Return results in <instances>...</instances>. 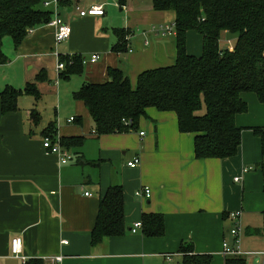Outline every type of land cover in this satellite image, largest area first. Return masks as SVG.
I'll list each match as a JSON object with an SVG mask.
<instances>
[{
	"label": "crops",
	"instance_id": "crops-1",
	"mask_svg": "<svg viewBox=\"0 0 264 264\" xmlns=\"http://www.w3.org/2000/svg\"><path fill=\"white\" fill-rule=\"evenodd\" d=\"M114 1L58 0L56 12L72 29L69 38L56 43L53 27L37 26L18 46V55L36 59L39 65L35 74L47 79L49 68L43 57L52 58V63L54 59L53 71L59 76L57 55H79L86 58L84 64L91 54H98L97 61L88 63L90 69L84 72L82 68L80 74H73L84 73V81L72 93L84 83L105 82L111 67L120 68L134 85L141 71L173 63V36L151 39V34L146 38L142 33L151 24L167 22L168 12L131 7L128 10H134L136 26L131 20L127 23L123 15L124 26L119 27L114 24ZM93 4H102L103 14H79V10ZM48 7L53 16L55 8ZM115 29H131V34L125 36L126 52L113 50L118 42ZM194 32H187L186 48L189 49V39L194 38V51L199 54L202 36ZM224 39L223 47H233L234 37L224 33ZM53 86L57 92L59 78ZM247 94H242L249 103L247 112L235 116L237 126L243 127L239 152L223 159L195 158L192 133L178 130L174 113L153 108L148 111L150 116L140 122L138 131L102 135L93 132L92 120L91 131L86 134L79 114L69 115L63 122L54 117L45 124L34 106L25 108V113L18 102L15 110L2 113L0 108V264H55L48 259L58 255L61 261L57 264H225L222 242L233 239L229 234L233 225L229 214L236 211L240 212L237 224L243 236L240 248L245 264L248 256L250 264H254L256 255L260 256L257 264H264V236L254 233L262 226L264 182L261 170L253 167L264 158L260 140L249 128L264 127V115L256 95ZM32 108L41 116L37 125L30 123ZM85 114L86 120L91 119L86 111ZM70 117L74 119L68 121ZM51 126L60 141L82 137L71 139L68 145L61 143L72 152V159L66 163H60L56 155L47 154L43 148L44 130ZM143 126H148L147 132ZM140 131L144 134L140 135ZM128 135H133L135 141L129 143ZM134 157L139 158V164L128 166ZM113 184L123 189L125 230L93 248L90 235L99 199ZM142 186L150 188L148 198L135 195ZM143 213L162 214L161 236H146L142 228L131 232ZM15 237L21 238V255L25 259L11 252ZM186 246L190 249L185 254L180 248ZM194 255L204 256V262L183 261L184 256Z\"/></svg>",
	"mask_w": 264,
	"mask_h": 264
},
{
	"label": "trees",
	"instance_id": "trees-1",
	"mask_svg": "<svg viewBox=\"0 0 264 264\" xmlns=\"http://www.w3.org/2000/svg\"><path fill=\"white\" fill-rule=\"evenodd\" d=\"M124 2L118 0L119 6ZM151 5L154 11L173 13L174 62L141 71L134 85L120 68L111 67L107 70L108 80L84 83L72 93V98L83 104L96 135L138 131L140 122L148 118V111L153 108L174 113L178 130L192 133L195 158L236 156L243 127L237 126L235 116L248 110L242 94L252 92L258 102L264 103V0H151ZM51 18L52 11L42 0H0V65L6 63L3 37L10 36L18 47L33 28L47 24ZM115 31L118 42L113 50L126 52L125 36L131 34V29ZM188 31L202 36L198 56L187 52ZM224 33L235 36L233 47H221ZM60 59L65 66L59 77L82 72L83 59L79 55ZM23 93L40 97L35 82H27L23 90L6 87L0 92L1 112L15 110L18 96ZM202 109L204 112L199 114ZM29 119L31 124H39L40 113L30 109ZM249 128L259 138L264 158V127ZM51 134L52 129L43 136ZM81 138L70 137L66 142L61 138V143L68 145ZM253 167L261 170L264 182V162ZM140 221L146 236L164 233L161 213H143ZM124 230L123 189L120 184H113L99 199L90 245L95 248ZM255 232L264 236V212L262 226ZM188 249L181 247L180 251L186 254ZM183 261L202 263L204 256H184ZM225 264H245V259L228 256Z\"/></svg>",
	"mask_w": 264,
	"mask_h": 264
},
{
	"label": "rangeland",
	"instance_id": "rangeland-1",
	"mask_svg": "<svg viewBox=\"0 0 264 264\" xmlns=\"http://www.w3.org/2000/svg\"><path fill=\"white\" fill-rule=\"evenodd\" d=\"M116 3V8L113 9V16L116 21H114V24L116 26H124L123 22V15L125 19L127 20V23L131 20L133 22L134 27L136 26V15L134 10H147L151 8V11H154L151 5V0H125L124 7L122 9L119 8L118 0L114 1ZM133 8L132 12H129L128 8ZM107 8V7H106ZM172 12L166 13V17L168 20L167 22H172ZM135 18V19H134ZM134 20V21H133ZM126 23V24H127ZM131 24V23H129ZM158 24V23H156ZM155 24V25H156ZM132 25V24H131ZM153 24H151L152 26ZM142 28V26H140ZM196 35H199L198 33L194 32ZM151 39H155L157 36H153ZM229 37H234L232 34H228ZM3 43V53L6 58V64L4 66H0V91L4 90L6 87H14L15 89H22L25 87L26 82H35V85L39 92L41 93L40 97L36 99V97L32 95L27 94H21L18 96L17 102L21 105V111L25 113V108H28L29 106L36 107L42 117V122L47 123L49 119H53L56 117L59 121L62 122L65 121L69 115H81L82 117V126L83 129L88 134L89 131H91V119L86 120V114H85V108L82 104H77V102L72 100V91L77 89L82 82L83 74L81 76L79 75H70L67 78L59 77L58 73H56V70L53 71V63H55L52 58L49 57H43V59L46 61V68L48 66L49 70H47V76L48 78H44L39 76V74H35L37 71V66L39 63L36 61V59L29 60L30 57H26L23 55H18L17 48L14 45V42L10 36H5L2 39ZM195 39L190 38L189 39V49H187V52L189 54H194L196 56L200 55V53H195ZM199 45V43H197ZM196 44V45H197ZM226 44V40L220 41L221 47ZM193 49V51H192ZM198 54V55H197ZM17 55V57H16ZM43 60V62H45ZM63 61V59H62ZM64 62V61H63ZM89 62H86L83 64V70L85 72V68L90 69L88 66ZM31 65V68L28 66ZM56 78H59V86H58V93L56 92V87L53 86V83ZM79 84V85H78ZM247 95L255 96L254 93L248 92ZM248 102V101H247ZM258 103V102H257ZM260 103V102H259ZM258 103V104H259ZM249 104V103H248ZM259 105L262 106V115H264V103H260ZM251 109H253L251 107ZM204 112V109L199 111V114H202ZM150 116V115H149ZM144 127V126H143ZM145 131H148V126L144 127ZM39 129V128H38ZM52 128L45 129L44 133L50 131ZM92 139V138H89ZM127 141L129 143L134 142L135 138L133 135H128L126 137ZM91 141V140H90ZM122 157V149L119 151ZM242 235H240V239H242ZM242 256V255H239ZM253 262H255L259 259V255L254 256ZM248 264H250L252 261H250V257L247 258ZM254 264H257V262Z\"/></svg>",
	"mask_w": 264,
	"mask_h": 264
},
{
	"label": "built area",
	"instance_id": "built-area-1",
	"mask_svg": "<svg viewBox=\"0 0 264 264\" xmlns=\"http://www.w3.org/2000/svg\"><path fill=\"white\" fill-rule=\"evenodd\" d=\"M45 7H48L52 5L55 8V11L53 12V16L50 19V21L47 23L51 27L54 28V39L56 43H60L66 39L69 38L71 34V26L64 21L56 12V6L58 4V0H50V1H44L43 2ZM78 9V7H77ZM104 9L102 4H93L90 7H87L86 9L79 10V14L81 16L84 15H101L103 14ZM146 38L150 35L153 34L158 37H169V36H174L175 35V27L172 22L168 23H162L158 25H152L148 30L142 32ZM145 43H148V39H145ZM129 51H131L129 49ZM99 58L98 54H91L90 57L88 58L89 62L93 63L97 61ZM83 62L86 61V58H82ZM64 62L60 59V56L57 55V64H56V69L57 71H62L64 69ZM74 118L70 117L68 121H72ZM140 135H143L144 132L140 131ZM43 148L47 154H54L58 157V160L60 163H66L72 159V152L65 148L60 141V138L58 135H46L43 136L42 140ZM128 166L130 167H135L139 164V158L134 157L131 161H129ZM247 169H244L246 171ZM235 180H238V177L235 178ZM88 194V193H86ZM151 194V190L148 186H142L141 188L137 189L135 191V195L139 198L145 197L148 198ZM240 212H231L229 216L233 220V225L229 229V234L232 236V241L229 242L228 240H224L222 242V255L224 257L228 256H239L243 254V251H241L240 248V234H241V229L239 225L237 224V220L239 218ZM142 228V222L136 221L133 223L131 227V232H136L138 229ZM11 252L13 255L16 257H20L21 259H25L23 255H21V238L15 237L11 240ZM264 254V251L261 252ZM48 260L52 263H59L61 261V256H54L50 257Z\"/></svg>",
	"mask_w": 264,
	"mask_h": 264
}]
</instances>
